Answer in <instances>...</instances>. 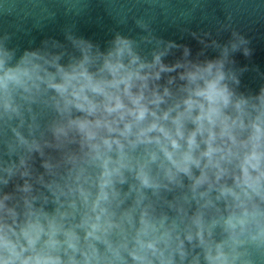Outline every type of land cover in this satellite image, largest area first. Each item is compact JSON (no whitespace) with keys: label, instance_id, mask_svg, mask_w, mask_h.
Here are the masks:
<instances>
[{"label":"clouds","instance_id":"9594fccd","mask_svg":"<svg viewBox=\"0 0 264 264\" xmlns=\"http://www.w3.org/2000/svg\"><path fill=\"white\" fill-rule=\"evenodd\" d=\"M226 19L195 56L142 19L104 49L0 34V264H264V84Z\"/></svg>","mask_w":264,"mask_h":264}]
</instances>
